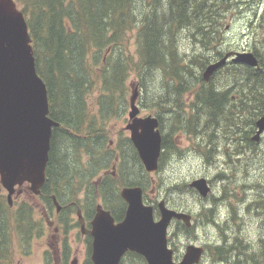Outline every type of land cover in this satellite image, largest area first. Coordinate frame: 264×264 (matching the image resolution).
<instances>
[{
  "label": "trees",
  "instance_id": "trees-1",
  "mask_svg": "<svg viewBox=\"0 0 264 264\" xmlns=\"http://www.w3.org/2000/svg\"><path fill=\"white\" fill-rule=\"evenodd\" d=\"M16 2L23 10L29 25L37 71L48 89L50 114L59 122L52 134L48 179L39 197L52 207L51 194L56 195L63 206L64 215L76 213L77 207H81L85 217L90 220L95 214L96 205L102 202L119 221L125 216L127 208L120 194L121 188L135 184L147 187L143 181L146 172L135 148L130 144V139L126 140L131 157L129 162L135 163L142 179L135 176L125 178L123 170L127 167L123 169L122 163L119 176L107 174L103 180L93 181L104 166L101 161L100 120L116 110L118 113L124 111L125 107L121 105L128 104L127 93L130 85L127 80L132 74L140 79L139 88L143 89L148 81H156L153 80L156 73L162 72L156 94L162 96L164 90L165 93L172 89L178 90L174 99L167 95L166 102L156 103L157 114L161 116L169 108L173 121H177L183 114L191 124L190 128L183 127L190 132L194 133L202 128L214 129L220 123L219 128L223 134L228 135L231 128L235 136H239L238 120L247 119L244 109L249 95V129H255V119L263 112L258 111L262 107L257 104L259 98L264 96V75L260 69H247L248 91L241 95L236 110L231 94L227 92V83L223 90H218L212 80L217 75H224L226 81L229 78L243 81L247 71L242 63L228 62L213 74L209 82L203 79L205 67L216 57L222 56L224 49H228L224 19L236 13V10L240 13L244 0ZM134 30L136 59L126 44L129 33ZM181 36L197 46L193 53H180L177 38ZM96 83H99L101 90L100 106L98 111L92 113L87 95ZM191 84H196L198 90L194 93L192 107L190 105L188 110L189 108L181 106V98ZM239 87L242 93L243 86ZM145 92L141 94L143 99L148 94L146 90ZM167 103L173 105L168 106ZM110 156L111 151L107 150V159ZM154 205L155 215L159 216L155 200ZM31 208L28 202H24L14 210L5 195L0 193V264H16L15 241H30V234L40 226L33 220ZM199 213L200 211L197 214ZM193 218L191 227L181 221L175 222L169 236L175 251L179 252L173 236L177 231H193L197 217L193 214ZM204 218L213 221L211 208H208ZM219 227L224 240L214 246V251H219L220 256H224L221 251H244L241 241L236 244L226 243L224 224H219ZM236 238L240 240L239 237ZM206 249L211 256L212 245L206 244ZM90 255L91 246L85 264H93ZM126 257L129 258L128 263L127 260L123 263ZM125 258L121 264H148L144 256L136 252H127Z\"/></svg>",
  "mask_w": 264,
  "mask_h": 264
},
{
  "label": "water",
  "instance_id": "water-1",
  "mask_svg": "<svg viewBox=\"0 0 264 264\" xmlns=\"http://www.w3.org/2000/svg\"><path fill=\"white\" fill-rule=\"evenodd\" d=\"M234 62L258 66L253 52L226 53L211 62L203 71L205 80L223 66L228 58ZM131 122L127 128L147 171L159 167L162 136L157 117H138L137 87L132 84ZM59 122L50 116L48 89L36 67L32 37L26 16L15 0H0V181L8 191L10 201L16 186L30 183L39 194L46 181V168L51 149L53 127ZM259 138L264 130V114L257 121ZM191 186L206 197L211 187L206 178L193 180ZM122 198L128 203L123 220L116 222L110 210L98 204L91 221L93 264H120L127 251L137 252L148 264H198L205 246L189 243L183 257L174 259L168 230L174 219L192 225V215L169 207L165 200L158 203L161 216L155 219L154 207L146 204L140 186L124 187ZM57 208H60L54 197ZM78 216L85 228L81 209Z\"/></svg>",
  "mask_w": 264,
  "mask_h": 264
},
{
  "label": "rangeland",
  "instance_id": "rangeland-1",
  "mask_svg": "<svg viewBox=\"0 0 264 264\" xmlns=\"http://www.w3.org/2000/svg\"><path fill=\"white\" fill-rule=\"evenodd\" d=\"M243 7V6H242ZM246 11H240V13L236 10V13L231 14L224 20L225 29H226V37L229 42H244L246 38V29H245V20H246ZM229 27V28H227ZM229 30V31H227ZM246 32V33H245ZM254 37V35H253ZM261 38V37H260ZM127 47L131 51V54L136 59L137 57V44H136V30L129 33L128 40H126ZM177 47L180 53L184 54H191L195 51L197 46L192 42L184 37L177 38ZM163 76V73H156L153 80L156 81H148L145 83L143 89L139 88V99L138 104L141 109L140 115L145 116L151 114L153 112H158V108L154 105L155 102L151 100L149 96V92H153L158 85H160V77ZM215 82L218 84V90H223L226 84H222L224 77L222 75H217L215 77ZM132 81H136L138 87L140 86V79L136 75H130L127 82L130 83ZM99 83L94 84V89L89 92L87 95V101L92 113H95L98 110L99 104V96L101 90L99 88ZM192 86L186 89L182 99L184 101H189L191 103L193 101V97H191L192 93L196 90V84H191ZM147 97L144 99L142 98V92L146 93ZM157 90V89H156ZM178 89H172L170 95L174 99L175 94L177 93ZM156 92V91H154ZM132 91L131 88L128 90L127 93V101L128 105L125 107L123 112H111L105 118L107 120V128L109 129V137L112 141L117 140L116 137L119 136L118 131L123 129L125 126V122H122L124 117H128L129 112V100L131 97ZM124 107V105H121ZM156 108V111H154ZM188 109V108H187ZM190 110V108L188 109ZM162 115H166L165 112H162ZM125 121V120H124ZM222 124V122H221ZM175 129L177 132L180 131L181 137L177 139V143L180 144L179 150L175 153L170 154L166 157L165 161L161 165L160 169L156 172L149 173L147 177L143 178V181L147 184V193L150 199L156 198L157 200L164 199L167 201L170 207L172 208H179L185 211H189L194 214V217H197L196 226L193 231L191 232H180L177 231L176 234L173 236V242L177 247L178 251L185 250L186 246L189 243H194L198 245H205L211 244L214 251V246L218 243H223V233L219 225L217 226L214 221L205 219V214L208 211V208L211 206V201L214 198L213 196H220L222 194L221 186L225 184H234L237 185L242 183L247 176L248 172H258L256 167L260 168V174L264 178V158L257 160L255 162V167L253 170L249 171V166L243 167V162H245L244 158L242 160L237 161H230L228 159L227 152H223L228 149L229 145L234 147L233 142L227 138L225 134H220L222 138L218 136L215 137L216 141V151H214V156L216 158L215 163L208 164L205 161V158L202 157V148L199 147L197 139L194 135L190 134V131L187 130L186 127H191V124L188 120L185 119L184 115L182 114L177 121L168 120V115L163 117V128L166 132L171 127H176ZM218 127V126H217ZM217 129V128H216ZM264 140V139H263ZM123 151L128 152L127 145L123 146L121 144ZM202 151V152H201ZM232 152H236L233 148L232 150H228ZM259 151H264V141L261 145ZM111 157L106 158V167H109L111 162ZM128 158V157H127ZM229 165L235 167L237 173L231 174L228 178L223 179L221 176L217 175L218 170H226L229 171ZM105 165L102 166V171ZM111 168V167H109ZM127 170L131 172V176H136L138 178L142 177L138 174L137 168H134L132 164L127 165ZM99 175V174H98ZM97 176V175H96ZM92 177L93 181L95 182L98 178ZM198 177H206L208 179H213L212 185L213 190L211 196L208 199H204L203 197H199L197 195V191L188 185L193 179ZM27 184L21 187V192L17 191L11 197L10 206L16 210L20 207V204L24 202H28L31 208V215L33 220L38 222L40 226L37 230L32 232L30 241L27 242L26 239L24 240H16L14 244V252H15V261L16 264H58L56 260V251H53L54 245H56L55 239L53 238L55 232V227L63 224L60 223L61 220L64 218V214L61 212L57 213L55 205L50 207L49 205L45 204L41 197L33 194ZM172 187V188H171ZM223 188V187H222ZM235 189L238 187L235 186ZM0 193L5 194V198L7 199V190L2 187L0 184ZM81 197V196H80ZM217 204L216 206H218ZM228 204L221 203L218 208L219 214L222 216H226L228 214V208L226 207ZM200 211L199 214H197ZM71 214V213H70ZM69 214V215H70ZM215 212L213 214V217ZM62 218V219H61ZM69 218V217H68ZM72 219L69 222V235H68V242L72 248L70 255H69V264L72 262L73 259H77L76 264H84V261L87 258V246L83 242V235L79 233L80 225L76 226L75 224L78 221V217L75 213H72ZM219 219H224L218 216ZM48 220L53 221V225L48 223ZM249 222V218L247 220ZM220 221L219 223H221ZM174 225V224H173ZM64 226V225H63ZM173 227V226H172ZM171 227V229H172ZM225 232H226V241L229 242L236 241L235 237H239L241 243L246 238L248 232L247 228L248 225L242 222L237 223H227L224 224ZM256 233L258 231V225H256ZM174 228V227H173ZM63 232V231H61ZM235 234V236H233ZM258 235V233H257ZM22 241V242H21ZM228 243V242H226ZM173 247V246H172ZM212 256L208 252L204 255L202 262L200 264H213Z\"/></svg>",
  "mask_w": 264,
  "mask_h": 264
},
{
  "label": "flooded vegetation",
  "instance_id": "flooded-vegetation-1",
  "mask_svg": "<svg viewBox=\"0 0 264 264\" xmlns=\"http://www.w3.org/2000/svg\"><path fill=\"white\" fill-rule=\"evenodd\" d=\"M242 8L243 10L247 12L246 20H245V29L247 33L245 32L246 38L244 39L243 44L239 42L235 43L232 41L231 42L228 41L227 43L228 49L227 48H226L227 50L224 49L225 52L223 53V55L216 57L215 60L222 58L226 53L231 52V51L232 52H236V51L253 52L258 58V61H259L258 66H250L247 63H242V64L244 65L246 71L250 67H254V68L260 69L264 75V0H244ZM231 59L232 58H230L228 62L237 63V64L241 63V62H234ZM214 79L215 78H213L212 80V84L213 83L216 84ZM176 80H175V84H177ZM248 81H249L248 71L244 73L243 81H236L233 78H229L227 81L225 80L222 81V84L227 83L228 85L227 92L231 94L234 110H236L235 108L239 106L241 95H243L244 92L247 93L246 91H248V84H249ZM241 85L243 86L242 93H241V87H239ZM197 90L198 88H196L195 92ZM195 92L192 93L191 97L195 98L194 97ZM163 93L164 94L160 96L158 94H155L154 90L153 92H149V96L151 100L155 102L154 105H156L157 102L159 103L162 101L166 102V100H168L167 95H169V98L170 97L172 98V96L170 95L171 91L170 92L167 91L165 93V90H164ZM262 93L264 95V89L262 90ZM138 99H139V96H138ZM181 100L183 99L181 98ZM190 100L191 99H189V101ZM189 101L186 102L183 100V103L181 104V106L184 108H189L191 105L192 107L193 101L191 103H189ZM257 104L262 107L258 111H263V112L262 114H259L257 118L255 119V129H253L252 131H250L249 129L250 127V120H249L250 118L248 117V112L250 110L249 108L250 95H249V98L248 97L246 98L245 109H244V113L247 119H244L243 121L238 120L239 122L238 135L239 136L236 137L234 130L231 128L229 129V134L226 136L233 142L234 147H231L229 145V148L227 150L223 149L225 150L223 152H227L228 159L230 161H234V160L240 161L242 160V158H244L245 162H243V167L249 166V171L254 169L255 162L257 160L264 158V151H261V152L259 151L264 141L263 140L264 130L260 133L259 138L257 139L255 138L256 134L258 133L257 121L264 113V96L259 98ZM127 105H124V107H126ZM161 105H164V104H161ZM171 105H173V103L168 104V106H171ZM195 106L197 105L195 104ZM154 111H156V108H154ZM163 112L166 113L165 116L168 115V120L170 122L172 119V114L170 112V109L168 108ZM151 114L155 115L159 120V129H160V133L162 136L161 151H160V156H159V161H160V166H161L167 156L179 150L180 144L177 143L176 140L181 137L180 135L181 130H178L176 132L175 129H178V128L171 127L168 130V132H166L163 128V117L165 116L164 115L159 116L157 112H153ZM122 122H125V126L123 127V129L118 131L119 136L116 137L117 140L112 141V139L109 137V134H108L109 129L107 128V120L106 119H103L102 121L100 120V124H101L100 142L102 144L101 161L103 165H105V167L103 171L102 169H100L98 173L99 175L97 174L96 176L98 178L97 179L98 182L103 180V177L107 174H113L115 177L119 176V174L122 171V169H120L119 167L121 166L122 163L124 166L123 169L127 167L129 163H131L134 166V168H136L135 163H133L132 161L129 162V159L131 160V157L128 156L127 152L123 151V148L121 146V144H123V146L125 145L128 146V142L126 141L127 139H130V144H132L133 146V142L130 138V130L127 128V125L130 123L129 112H128V117L127 118L124 117ZM219 124L215 125L214 129L207 128L206 130H204L202 128L201 130H198L197 132H194V133L190 132V134L196 137L199 147H201L203 150V152L201 151L203 154L202 157L205 158V161L208 164H213L215 163V160H216L213 153L214 151H216L218 147H216V141H215L214 136H218L219 138H222L220 135L222 133V129L219 128ZM233 148L236 150V152L231 153V151H228V150H232ZM107 150H110L112 154L111 162L109 165V167L111 168L106 167ZM136 153L139 156L137 150H136ZM133 154L134 152L132 153V157H133ZM229 166H230L228 168L229 171L218 170L217 175L221 176L223 179L225 178L229 179L231 174L237 173L235 167L231 165ZM256 168L258 169V172H254V173H252L251 171L248 172L247 176H245V179L243 180L242 183H239L237 185L224 183V185L221 186L222 194L220 196H213L214 198L212 199L210 203L211 206L209 208H211L212 210V216L215 212L213 221L217 226L219 224H225V222L227 223L242 222L248 225V228H247L248 234L247 236H245L246 237L245 239L243 237V242L241 243L244 247V251H221L224 256H220L219 251H212L211 256L214 262L213 264H264V178L260 174V168L259 167H256ZM123 172H124L125 178L133 177L131 176L132 171L130 172L129 170H127V168L126 170H123ZM147 176H144V178ZM212 181L213 179H208V182L211 186V193L213 190ZM136 185L137 184L128 185V186H136ZM235 186H237L238 188L235 189L234 188ZM141 187L143 188V194L145 197V201L150 202V204H154V200L156 201L157 199L156 198L150 199L148 197L147 187L145 185ZM42 189H41L40 194L42 193ZM19 192H21V188ZM211 193L204 199H208L211 196ZM197 195L201 197L198 194V192H197ZM51 196L53 198V194H51ZM221 203L228 204V206H226L228 208V214L226 216H222L218 212L219 211L218 208ZM217 204L219 205L216 206ZM218 216L224 219H219ZM71 217H72V213L70 215H64V218L63 219L61 218L62 220L60 222L64 226L63 225L56 226L55 232L57 231L58 232L56 234L53 233L54 234L53 238L55 239L54 243H56V245H54V247L52 248H54L53 251H56V254H57L56 260L58 261V264H69V255H70L72 248L68 242V235L70 233V231L68 230L69 229L68 225H69L70 220L72 219ZM248 218H249V222L247 221ZM91 219L89 220L85 218V228L84 229L82 228L81 223L79 221H77V223L75 224L76 226L80 225L79 233L83 235V242L87 246L86 247L87 257H88L89 247L91 246L92 248V240H93L92 235L90 233ZM220 221L222 222L219 223ZM48 223L50 225L54 224L53 221H50V220H48ZM173 223L175 224V221ZM256 225H258V231H257L258 235L256 233V228H257ZM233 236H235V234ZM233 238L231 242H229L228 240L226 242H228V244H236L240 241L235 237L236 241L234 242ZM175 253H179L177 258L181 257V254H182L181 251L179 252L175 251ZM128 259L129 258L126 257L123 263L125 262V260H127L126 263H128ZM85 261H84V264H85ZM76 263H77V259H73L72 262H70V264H76Z\"/></svg>",
  "mask_w": 264,
  "mask_h": 264
},
{
  "label": "bare ground",
  "instance_id": "bare-ground-1",
  "mask_svg": "<svg viewBox=\"0 0 264 264\" xmlns=\"http://www.w3.org/2000/svg\"><path fill=\"white\" fill-rule=\"evenodd\" d=\"M156 89H157V88H156ZM156 89H155L154 91H156ZM154 93L156 94V92H154ZM168 104H169V103H168ZM168 104H167V105H168ZM175 111H176V110H175Z\"/></svg>",
  "mask_w": 264,
  "mask_h": 264
}]
</instances>
